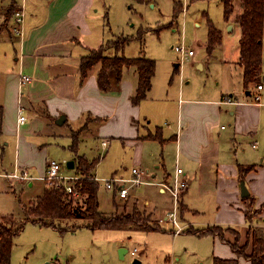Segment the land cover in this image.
<instances>
[{
  "label": "crops",
  "instance_id": "1",
  "mask_svg": "<svg viewBox=\"0 0 264 264\" xmlns=\"http://www.w3.org/2000/svg\"><path fill=\"white\" fill-rule=\"evenodd\" d=\"M108 5V0H0V177L8 178L12 184L19 181L23 184L27 180L11 175L26 171L33 177L28 180V186L44 181L52 143L59 138L68 140L61 144L63 153L59 158L62 172L68 176L80 175L78 159L83 157L89 163L98 161L93 174L99 177L98 169L106 154L110 150L124 152L145 171L146 183L131 187L127 199L113 193L111 211L100 209L111 215L137 206L167 231L126 230L144 233L145 237L140 239L146 246L144 258L139 260L141 264L149 262L147 253L158 238L152 237V233H170L176 243L183 236H188L191 242L194 238L200 240L201 249L174 248L172 258L166 259L165 264H213L215 258L252 264L238 257L219 237H201L187 231L213 226L232 228L241 233L242 243H246L250 228L264 230V35L259 84L244 85V69L240 63L241 31L235 22L240 11L232 21H225L224 28L218 29L223 40L234 33L238 35L233 63L241 69V87L233 91L231 87H221L220 83L215 86L206 83L190 89L191 81L179 79L175 104L169 90L157 92L156 69L151 91L139 105H134L132 97L138 85L135 68L126 69L120 82L116 72L111 71L106 91L98 83L101 65H96L85 78L80 72L82 57L118 36L108 31ZM151 5L158 6L157 3ZM17 10H23L25 15L21 37L13 30ZM183 12L186 15L185 5ZM205 20L203 16H196L194 26L202 28ZM173 32L178 30L173 28ZM230 47L231 44H226V56ZM114 54L113 49L105 53L106 56ZM195 56L194 53L190 57ZM205 63L200 61L197 65L203 70ZM21 74L33 78L22 89ZM258 85L263 88L259 90ZM256 95L261 97L258 102ZM20 107L27 117L21 125L18 124ZM62 116L65 120L58 124ZM73 134L78 138L76 152L72 150ZM71 160L75 162L73 169L67 167ZM241 166L252 169L242 175ZM111 169L112 177L123 172L129 174L121 159L119 164L112 163ZM178 171L186 182L181 195L186 210L181 216L185 230L175 234L174 227L167 225L170 222L163 221L173 207L164 205L158 209L152 198L168 194L173 198L170 192L163 191L162 184L172 185ZM130 175L132 177V172ZM242 182L255 210L259 211L252 222L247 220L248 204L241 196ZM141 186L152 191L151 199L147 198L144 204L136 191L131 193L132 188L136 190ZM44 188L45 192L47 185ZM18 238L14 241L12 258ZM125 238L128 237L110 241L108 258L114 256L119 260L118 250L127 248L120 260L131 264L127 256H133L132 250L127 247ZM227 239L232 241L234 236L227 235ZM135 249L137 256L139 250ZM247 251L250 253L251 245Z\"/></svg>",
  "mask_w": 264,
  "mask_h": 264
},
{
  "label": "rangeland",
  "instance_id": "2",
  "mask_svg": "<svg viewBox=\"0 0 264 264\" xmlns=\"http://www.w3.org/2000/svg\"><path fill=\"white\" fill-rule=\"evenodd\" d=\"M108 1L109 15L106 24L109 34L114 33L118 35L116 37L133 36L135 38L125 48L126 57L136 58L142 52L145 57L156 61L158 72L156 74L158 75L156 89L157 92L161 91L162 93L170 91L173 102L170 101L169 103L177 104L178 102L179 79L191 81L190 89L206 83L209 86L220 83L221 87H231L233 91L242 86V80H239L241 69L233 63L234 48L238 38L236 33L226 37L223 44L217 47L212 55L207 52L209 27L205 15L209 16L217 28H224V7L221 0H179L185 5L187 13L185 15L184 12H180L177 17L174 15L176 0H150L152 3L158 4L157 8H153L149 0ZM240 11V5L236 4L235 13L232 17H236ZM196 16H203L206 19L203 21L202 28L194 26ZM173 28H176L178 32H173ZM139 34H142V39H136ZM115 40L116 38L113 37L112 43H115ZM120 42L118 40L117 43ZM180 43H183L187 50H193L196 56H188L181 61V55L173 49V46ZM226 44H231L228 56H226ZM200 61L206 62L203 70L197 65ZM176 64H179V67H176ZM176 68H180L179 71ZM176 113L177 107L174 110V116ZM65 140L67 139L59 138L52 143L49 161L61 162L60 155L63 153L61 144ZM105 157V160L102 159L101 161L103 164L98 169L99 179L111 178L112 163L119 164L120 159L123 160V166H127L129 174L134 168L143 170L133 157L128 158L124 152L110 150ZM129 174L123 172L119 176L131 178ZM45 183L38 180L35 181L34 187H30L28 180L23 184L21 181L12 184L8 178L0 177V214H14L15 221L22 219L24 209L21 204L30 205L32 201L41 197L44 194ZM99 183L100 207L103 211L110 212L112 209L111 198L114 192L109 191L104 182L100 181ZM133 191H136V195L141 198V204H144L147 198L151 199L152 191L147 189V186H141L136 190L132 188L131 193ZM81 198L80 196L75 201H82ZM152 199L158 209L163 208L164 205L170 208L174 206L173 198L169 194L164 197L157 195ZM127 201L120 200L122 203ZM180 206L179 212L181 214ZM123 211L131 212L132 208L129 207ZM180 221L182 223L181 215ZM85 224L86 222L83 220L64 222L63 227L71 231L61 234L58 230L28 223L17 240L12 264H49L53 262L58 264H127L126 260H120V250H118L119 260H116L114 256L111 259L108 258L110 241L117 237H128L125 238V243L130 250L133 251L135 247L138 248L137 256L134 257L131 254L127 256L131 264H133L134 259L144 258L146 246L140 240L145 237L143 232L92 231L85 228ZM167 225H171L170 228L173 226L172 223H167ZM80 226L83 227L77 228ZM152 235V237L159 239H155V244L151 248L148 247L149 262L145 264H165L166 259L172 258L174 248L186 247L187 251L201 249L198 238H194L192 240L194 242H191L188 240V236H183L176 243L177 240H174L170 233H152ZM226 235L233 236L230 233H226Z\"/></svg>",
  "mask_w": 264,
  "mask_h": 264
},
{
  "label": "trees",
  "instance_id": "3",
  "mask_svg": "<svg viewBox=\"0 0 264 264\" xmlns=\"http://www.w3.org/2000/svg\"><path fill=\"white\" fill-rule=\"evenodd\" d=\"M224 7V19L227 23L231 21L235 13L236 4L240 5L241 12L235 18V22L240 26V55L241 66L244 69V85L249 87L251 84H259L261 80V68L263 63V35H264V0H222ZM184 11V5L176 0L174 15L177 17ZM208 21L209 35L207 41V52L212 55L215 49L222 45L223 38L221 31L214 25V22L205 15ZM108 20V15L106 16ZM136 39H142V34ZM115 43L109 40L105 45L81 58L80 72L83 78L100 63L98 72V83L103 91L110 86L109 74L115 71L117 80L123 79L126 69L135 68L138 75V85L132 97V103L139 105L146 99L148 92L152 89V80L155 76L157 63L143 55L136 58L125 56V48L135 39L133 36L116 37ZM118 40L121 42L118 44ZM113 49V56H106L107 50ZM74 142L72 150L77 151L78 138L73 134ZM98 164L97 160L89 163L85 158L78 159L77 171L86 177L78 182V189L81 193L82 201H75L64 190L46 188L44 194L30 205L21 206L24 209L22 219L14 220V215L3 216L0 220V264H11L12 249L15 239L24 231L28 223L39 225L43 228H53L61 234L67 233L64 222L83 220L86 222L84 227L96 230H138L146 232H167L162 226L153 222L150 215L142 212L134 206L131 212L124 211L108 215L101 211L99 201L100 183L95 181L93 171ZM252 167H240L243 175ZM247 205L246 216L249 222L259 214L255 210L251 197L244 198ZM182 203V202H181ZM250 203V204H249ZM182 216L186 208L180 206ZM83 226L77 227L81 228ZM74 229V228H73ZM187 232L198 236L211 235L219 237L227 243L238 257H243L252 264H264V230L253 227L248 232L246 243H242L241 233L235 229L222 227H209L204 230L189 229ZM175 233V232H174ZM226 233L234 236V240H228ZM251 245L250 253L247 251ZM214 264H240L237 259H214Z\"/></svg>",
  "mask_w": 264,
  "mask_h": 264
},
{
  "label": "built area",
  "instance_id": "4",
  "mask_svg": "<svg viewBox=\"0 0 264 264\" xmlns=\"http://www.w3.org/2000/svg\"><path fill=\"white\" fill-rule=\"evenodd\" d=\"M14 33L15 35L21 37L24 34V21L25 15L23 10H17L14 12ZM174 51L181 55V61L185 60L188 56H192L194 54L193 50H187L186 46L183 43H180L177 46H173ZM33 81V78L29 75L21 74L19 78L20 89L24 86L30 84ZM263 85H258V89L261 90ZM260 95H256L255 101H260ZM27 121V117L24 114V110L22 107L19 108V117L18 124H24ZM106 144V143H105ZM14 178L20 180H32L31 177L26 171L23 173H15L11 175ZM145 171L134 168L132 169V177L126 178L124 176H113L107 179H99L98 177H94L93 179L97 182H104L106 188L109 191H112L117 194L120 199H127L129 196L130 188L133 186L141 185L146 183L144 180ZM44 181L48 188H55L64 190L68 195H70L74 200H77L78 197L81 196V193L78 189V182L82 179H86L83 175H75L68 176L62 173V163L59 161H48L46 175L43 177ZM186 185V182L180 177V172L175 176L174 182L172 185L162 184L163 191H168L173 196V208L167 212L163 221L172 223L175 234H180L185 230V227L180 221L179 218V206L181 202L182 191ZM1 220V218H0ZM132 255L135 256L137 250H133Z\"/></svg>",
  "mask_w": 264,
  "mask_h": 264
},
{
  "label": "water",
  "instance_id": "5",
  "mask_svg": "<svg viewBox=\"0 0 264 264\" xmlns=\"http://www.w3.org/2000/svg\"><path fill=\"white\" fill-rule=\"evenodd\" d=\"M64 120H65V117L62 116V117L57 121V123H58V124H62ZM67 167H68L69 169H73V168L75 167V162H74L73 160L68 161V162H67ZM241 196H242L243 198H246V197L249 196V191H248V189H247V187H246V185H245V182H242V183H241ZM127 251H128L127 248H121V250H120L119 253H120V255H122V258L124 257L123 253L125 254ZM49 264H52V263H49ZM133 264H141V262H140L138 259H135V260L133 261Z\"/></svg>",
  "mask_w": 264,
  "mask_h": 264
}]
</instances>
